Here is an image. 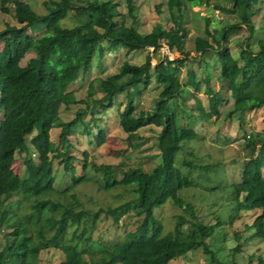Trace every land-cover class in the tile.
<instances>
[{"label":"trees","instance_id":"trees-1","mask_svg":"<svg viewBox=\"0 0 264 264\" xmlns=\"http://www.w3.org/2000/svg\"><path fill=\"white\" fill-rule=\"evenodd\" d=\"M231 1L232 9H239L238 21L220 23L218 28L210 29L211 18L201 17L207 39L198 35L190 37L193 50L199 53L197 58L190 59L184 48L188 29L183 25L182 11L187 5H207L208 0H165L171 26L163 41L157 31L142 34L132 24H125L126 16L135 19L131 12L133 0H123L124 13L117 10L115 0H44L43 14H36L22 0H0V11L9 13L14 20L0 30V227L7 229L0 248V264H37L40 250L48 248L62 252L60 264H171L196 249L205 255L207 264H224L216 249L205 241L222 225L218 218L213 223L190 221L189 230L184 231L181 226L185 219L177 214L172 229L165 231L161 217L154 215L153 209L171 202L177 207L184 205L183 211L192 215L191 206L178 195L179 190L192 186V181L175 165V158L181 142L196 136L189 122L181 127L176 125L177 117L171 108V102L177 106L179 100L181 104L185 101L181 95L185 86L174 88L178 85V71L161 70L159 66L181 68L194 64L202 72L203 76L196 80L195 72L186 69L195 93L203 85L207 110L197 109L202 120L217 119L221 113L231 118L264 107V42L258 40L255 51L248 45L254 32L252 6L261 0ZM69 15L80 22L61 27L59 23ZM35 29L47 31V37L33 39L27 31ZM242 29L246 35L239 44L238 58H234L228 43ZM163 45L178 56L168 59L159 55ZM145 47L151 49L142 63L132 64L123 59L116 72L104 78H92L84 98L76 100L83 107L77 108L72 118L60 119V106L67 107L73 101L72 92L66 91L67 85L79 73L90 69L94 55L100 58L107 51L119 48L126 55ZM30 51L33 55L21 65V59ZM212 54L217 63L216 90L210 86L206 60ZM150 57L155 58L154 66ZM151 83L160 88L156 98L149 109H137L133 96L140 92V87ZM124 91L125 100L117 113L118 125L128 141L140 127H158L155 147L159 162L144 170L140 166L124 168L121 163L96 164L88 159L86 151H82L80 159L70 154L68 137L74 133L90 137L96 146L103 144L105 133L98 123L101 119L94 113L108 110L114 96ZM223 92L232 100L224 109ZM97 93L100 95L96 96ZM86 113L88 120L84 118ZM262 121V130L246 138L238 181L230 185L234 210L228 215L229 224L240 210L257 211L244 224L246 234L242 241L264 238V117ZM52 128L58 129L56 143L50 140ZM28 135L30 148L25 142ZM15 155L22 156V175L11 169ZM188 156H192L190 150ZM186 159L182 161L184 167L200 168ZM53 160L67 178L62 190L55 188ZM73 161L81 163V174H75ZM87 181L96 183L102 190L129 187L133 197L92 212L82 207L73 191ZM13 195H17L15 200L11 199ZM100 215L109 217L114 225L122 218L135 217V227L126 230L116 242L101 245L105 255L100 257L95 256L98 242L91 241L95 249L85 251L66 240L70 224L77 226L89 219L92 228ZM74 231L73 237L80 239L82 230ZM234 237L237 242L229 249L228 264H235L241 244L237 232ZM84 241H90L89 235ZM253 264H264V258L257 255Z\"/></svg>","mask_w":264,"mask_h":264},{"label":"rangeland","instance_id":"rangeland-1","mask_svg":"<svg viewBox=\"0 0 264 264\" xmlns=\"http://www.w3.org/2000/svg\"><path fill=\"white\" fill-rule=\"evenodd\" d=\"M29 4L30 8L36 14L46 12L42 5L44 0H22ZM117 2V10L120 13L125 12L123 0H115ZM165 0H133L132 15L135 17H125V24H132L135 29L144 34L149 32H158L161 40H165L168 35V27L171 26L169 13L164 5ZM255 13L251 18L254 32L248 41L250 50H257V41L264 42V0L252 6ZM71 14V13H70ZM183 25L188 29L187 41L184 48L188 50L190 59L197 58L199 53L193 50L190 37L202 36L207 39L203 28L201 17L208 16L211 18L209 28H218L220 23H233L239 19V9H232L231 0H208L207 5L201 6H186L182 11ZM14 20L8 13L0 11V30L5 24H11ZM79 23L80 20H75L70 15L65 17L59 25L61 27L70 26L73 23ZM37 27V26H35ZM28 35L35 40H42L47 37V31L35 29L28 30ZM246 35L245 31L239 30L236 35H232L228 46L234 58H238L237 53L239 44ZM161 41V42H162ZM150 47L136 49L124 54V49L119 48L117 51L106 52L100 58L93 56L90 69L85 73H79L76 79L70 82L66 91L72 92L73 101L68 102V106L63 105L59 108V117L65 121L73 117L74 111L77 108H82L83 104L76 100L82 99L85 96V89L92 78H104L108 74L117 71L121 60L126 59L132 64H140L145 58V55ZM159 55L166 56L172 59L178 56L176 51H169L166 46H161ZM33 55L30 51L23 56L20 64ZM208 63V71L210 72V86L213 90L218 89L219 82L215 80L218 77L217 63L215 55H210L206 58ZM150 64L155 65V58L150 57ZM189 67L174 68L172 66L162 65L158 69L161 70H177V84L175 89L180 85H184L185 90L181 95L184 96V104L179 100L177 106L171 102V108L174 110L176 125L181 127L185 122H189L193 126L196 133L194 138L183 140L181 149L177 152L175 165L180 168L181 172L188 176L192 181V186L178 191L180 198L191 206V214L183 211V206L177 207L171 202L153 209L154 215L161 217L165 231L172 229L175 219L174 216L180 214L184 217L185 222L181 228L188 231L190 221L197 220L201 223H213L215 217L220 220L222 225L214 230L212 236L205 241L212 248L216 249L217 256L221 258L224 264H228L230 259V248L236 244L234 234L237 232L241 238L239 251L235 254V264H253L257 255L264 258V238L251 239L242 241L245 236L244 224L251 221L257 213L240 210L238 216L232 222L228 223V215L234 210V201L232 200L231 184L238 181V171L241 159L244 158L246 138L250 134L260 132L263 128L262 118L264 117V107H260L251 111H244L231 118H226L221 113L219 118L211 117L208 120H202L197 116L199 107L207 110V98L203 94V85L200 87V92L195 93L192 85L188 82L186 69L195 72L196 80H200L203 76L202 72L197 69L196 65L189 64ZM216 67V68H215ZM215 68V69H214ZM191 75V74H190ZM218 79V78H217ZM188 82V83H187ZM160 88L151 83L145 88L140 87V92L133 96V102L137 109L147 110L151 107L153 100L156 98ZM100 94L97 93L96 96ZM225 102L222 104L223 109L227 108L232 100L228 97L227 92H223ZM197 101H195V99ZM125 100V91L118 93L113 98V105L102 114L94 113L96 117H100L98 122L100 128L105 133L103 144L96 146L90 137H85L78 133H74L68 137L71 144L70 154L80 159L82 151H86L88 159L96 164H123L127 166H140L144 170H149L154 164L159 162L158 151L155 147V135L158 127L147 125L136 130L135 136L130 141L125 139V133L120 129L117 120V113L121 109ZM176 102V101H175ZM96 108V107H95ZM93 108V109H95ZM85 120L89 119V113L84 116ZM182 119V120H181ZM95 132V129L92 130ZM58 129L50 130V140L54 143L57 141ZM25 142L30 148L29 135L25 137ZM192 152V156H188V151ZM31 151V150H30ZM187 158V159H186ZM190 160L191 163L200 166V168H186L182 165V161ZM80 164L78 161H73L75 166V174H81ZM53 176L55 179V188L62 190L66 184V176L62 173V168L53 160ZM11 169L18 175L23 174L22 156L15 155L14 161L11 164ZM87 172L91 170L87 168ZM73 191L77 198L81 201L82 207L95 211L97 208H105L107 206L117 205L129 198L133 197V192L129 187H117L109 190L98 188L96 183L91 181L83 182L77 185ZM17 195L11 197L15 200ZM125 223V224H124ZM89 219L82 221L79 225L70 224L66 240L71 244H75L78 249L92 251L96 248V257L104 256L105 253L101 245L112 244L119 239L126 230L135 227V217L130 219L122 218L116 225L111 222L109 217L100 215L94 226L91 228ZM73 230L78 233L82 230L83 234L80 239L73 237ZM6 228L0 227V248L4 242V232ZM89 235L90 241L85 242V238ZM91 241L98 242L100 246H92ZM87 259L88 256L84 254ZM63 260V254L58 249L48 248L40 250L37 257V264H60ZM249 260V262H248ZM171 264H207L205 255L200 249L192 250L179 258L174 259Z\"/></svg>","mask_w":264,"mask_h":264},{"label":"water","instance_id":"water-1","mask_svg":"<svg viewBox=\"0 0 264 264\" xmlns=\"http://www.w3.org/2000/svg\"><path fill=\"white\" fill-rule=\"evenodd\" d=\"M167 48V47H166Z\"/></svg>","mask_w":264,"mask_h":264}]
</instances>
